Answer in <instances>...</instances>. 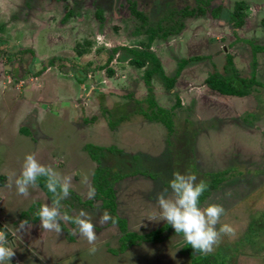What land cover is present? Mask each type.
<instances>
[{
    "label": "rangeland",
    "instance_id": "374dc122",
    "mask_svg": "<svg viewBox=\"0 0 264 264\" xmlns=\"http://www.w3.org/2000/svg\"><path fill=\"white\" fill-rule=\"evenodd\" d=\"M114 1L105 6L102 0H0V230L16 252L11 264H191L182 253V235L172 227L158 242L121 252L124 234L118 224L97 225L94 254L84 237L72 234L74 224L62 223L61 233L44 230L33 219L52 200L39 185L29 189V196L20 195L14 183L29 154L71 178L73 194L61 202V211L70 216L83 209L95 221L108 212L96 190L93 199L87 196L96 169L124 175L112 181L117 216L138 235L166 225L151 217L174 172L195 174L208 185L211 175L227 172L202 207L222 205L225 215L217 228L228 224L235 235L223 236L209 254L220 264H264V88L233 97L205 84L214 73L226 75L229 56L247 79L255 56L256 78L264 84V53L255 52L264 47V0L243 1L248 11L245 25L237 29L230 16L241 0L208 5L204 0H136L152 26L163 21L180 28L151 47L165 74L176 77L171 90L152 80L158 106L172 112L173 132L142 114L149 111L145 69L130 64L129 50L146 45L148 36L127 0ZM103 6L101 22L96 9ZM185 7L204 13L184 18ZM69 11L73 17L64 20ZM78 48L87 53L79 57ZM183 60L189 63L177 74ZM111 121H118L117 127ZM87 145L117 152H105L96 162Z\"/></svg>",
    "mask_w": 264,
    "mask_h": 264
},
{
    "label": "clouds",
    "instance_id": "9594fccd",
    "mask_svg": "<svg viewBox=\"0 0 264 264\" xmlns=\"http://www.w3.org/2000/svg\"><path fill=\"white\" fill-rule=\"evenodd\" d=\"M44 178L45 187L53 195L51 205L40 207L36 215L39 217L41 227L47 231L61 233V224H74L71 229L73 235H80L86 239L91 247L89 252L94 254L97 234L96 226L104 225L109 221L115 225L117 219L107 211L99 215L97 219L83 209L75 215H68L61 211L62 201L70 195L71 178L62 175L51 166L40 163L34 154L24 158L22 169L14 183L18 194L25 197L30 195L29 189L38 187V180ZM82 182L87 185L88 179L84 177ZM169 189L171 196H169ZM208 190V184L204 180L197 181L195 174H183L176 171L172 179L168 181V187L156 197L159 211L153 214L152 221H164L170 225L176 235H182L184 241L191 246L194 252L209 254L219 245L223 236H234L235 230L228 224H222L219 228L225 209L220 204H209L201 207V197ZM89 199L95 197V189L89 188ZM8 245L6 232L0 230V264H11L16 252Z\"/></svg>",
    "mask_w": 264,
    "mask_h": 264
},
{
    "label": "trees",
    "instance_id": "16d2710c",
    "mask_svg": "<svg viewBox=\"0 0 264 264\" xmlns=\"http://www.w3.org/2000/svg\"><path fill=\"white\" fill-rule=\"evenodd\" d=\"M213 0H205V4H210ZM246 5L244 3L237 4L235 7V10L232 14L231 20L234 21L235 27L240 28L244 25L245 16H246ZM196 11H200V13H204V10L202 8H199ZM196 11H188L183 10L181 11L180 15L181 17H192L196 16ZM135 15H138L141 17V15L136 12L135 9L132 11ZM72 14V13H70ZM69 14V16H70ZM214 16L217 17L218 12L214 11ZM144 22H146V19L144 17L141 18ZM175 29V32H179L180 28H172ZM172 29H169L166 31L158 28L157 30L149 27L146 28V32L150 34L148 38V43L145 46L146 49L144 50H129L131 54L130 64L138 69H145V82L148 87L149 95L147 98V102L149 105V111H143L142 114H144L149 119L161 122L163 123L167 129L170 132H173V120H172V112L168 111L164 108H160L155 100V96L153 94V87H152V80L155 77L158 79L168 90H171L174 88V85L176 83V77H168L165 72L163 71L162 65L158 57L150 51V44L154 41V39L157 36H161L162 38L166 39L168 34ZM142 30V29H141ZM141 30H138V34L141 33ZM1 42V41H0ZM87 46L90 47L91 44L87 43ZM264 51V47L262 48H255V52H262ZM77 55L79 57L85 55L87 53L86 49L82 50L80 48L76 49ZM116 50H114L113 53H115ZM2 56V51L0 50V57ZM114 54H111V56L108 58V62H111L113 59ZM196 60H200V57H196ZM232 57H228V64L226 67V75H221L218 73H214L210 75L206 81L205 84L213 91L225 95V96H236V97H246L251 94L252 89L256 87L264 88V84L258 82L256 78V57L254 56V60L252 63V77L250 78H243L238 75V72L236 68L234 67ZM192 61V60H191ZM189 63L188 60H183L179 63V70L177 71V74L181 72V70L187 66ZM104 68V67H101ZM114 71L110 70V74L113 75ZM81 83L82 80H79ZM254 90V89H253ZM118 121H111V125L113 128L117 127ZM88 152L91 155V158L96 161L100 162V157L105 156V152L110 153H116L117 149L110 147V148H101V147H95L94 145H87L86 146ZM141 174H145V172H138ZM227 172H218L215 175H211L212 179L210 182V185H208V190L204 192V194L201 197V207L203 206L204 202L207 200L211 192L217 190L226 180ZM112 176V177H111ZM124 175H117L113 174L106 168H98L94 172L93 175V184L94 188L96 190V197L99 198L102 201V209L108 210L110 214H113L116 216L117 224L124 234L123 237L120 239L121 246L120 251L124 252L129 247L134 246L138 243L142 242H158L160 241L161 237L160 235L167 231H170L171 226L170 225H164L163 227L159 228L158 230H155L149 234L146 235H138L136 233L128 231L127 228V221L125 219L120 218L117 216V203L115 199V192L112 188L113 182H118L123 178ZM125 177V176H124ZM111 178L113 180H111ZM3 178H0V185L3 184ZM38 185L41 189L44 190L46 195L53 201V195L47 190L45 187V180L44 178H40L38 180ZM70 194H73V192L70 191ZM78 199V197H76ZM88 207L93 206L92 201H87L84 203ZM36 206H39L37 204ZM35 207L31 206L29 211L24 212L22 214L23 217L27 216L30 211H33ZM34 221H38L39 217H35L33 219ZM72 239V238H71ZM182 253L187 255L191 261V264H220L215 257V255L212 254H202L199 252H194V250L191 248L190 245H188L186 242L183 243Z\"/></svg>",
    "mask_w": 264,
    "mask_h": 264
},
{
    "label": "flooded vegetation",
    "instance_id": "af4514ba",
    "mask_svg": "<svg viewBox=\"0 0 264 264\" xmlns=\"http://www.w3.org/2000/svg\"><path fill=\"white\" fill-rule=\"evenodd\" d=\"M63 1H67V0H63ZM84 1V0H83ZM106 1H108V2H110L111 0H102V4L103 5H107L106 4ZM112 1H114V0H112ZM205 1V0H204ZM203 0H202V2H204ZM214 1V0H213ZM212 1V2H213ZM244 0H241L240 2H238L237 4H240V3H244L245 5H246V7H247V3H245V2H243ZM114 2H116V1H114ZM127 2H128V4H129V11H130V13H131V15H133L135 18H137V19H139V20H141L142 22H143V28H149V27H151V28H153V29H155V30H157L158 28H161V29H163V30H165L166 31V29L167 30H169V29H171L173 26L169 23V26L167 27L166 25H164V22L163 21H159L158 22V24H156V25H154V26H152L151 24H149V20H148V18H147V16L144 14V12H142V11H140L139 9H138V2L139 1H136V0H127ZM211 2V3H212ZM79 3V0H76V4H78ZM236 4V5H237ZM105 6H103V8H101V9H96V16H97V19L98 20H100L101 22H103L104 21V9H105ZM186 8V7H185ZM133 9H135L136 10V12H138L140 15H141V17L140 16H138V15H135L132 11H133ZM184 10H188V11H190L189 10V8H186V9H184ZM247 11H248V8L246 9V14H247ZM70 13H72V14H70ZM213 13H214V11H213ZM69 14H70V16H69ZM232 14L233 13H231V16H230V18H232ZM71 17H73V12L72 11H69L66 15H65V17H64V20H67L68 18H71ZM142 17H144L145 19H146V22H144L141 18ZM192 17H194V16H192ZM192 17H186V18H192ZM231 20V19H230ZM232 21V23L234 24V26H235V23H234V21L233 20H231ZM244 21H245V19H244ZM244 25H245V23H244ZM243 25V26H244ZM242 26V27H243ZM242 27H240V28H242ZM166 28V29H165ZM236 28V27H235ZM237 29V28H236ZM139 30H141V29H139ZM136 32H138V29H137V31ZM174 32H175V29H172L171 31H170V33L168 34V36H167V38L166 39H164V38H162L161 36H157L155 39H154V41L153 42H155L157 39H160V40H168L169 39V37L170 36H172V35H174ZM145 33L147 34V42H146V45H147V43H148V38H149V36H150V34L148 33V32H146L145 31ZM138 34V33H137ZM140 35H142L141 33H139ZM139 36V35H138ZM152 42V43H153ZM152 43L150 44V51H151V47H152ZM145 44L144 45H142V46H140V49L139 48H135V49H139V50H144V49H146V46ZM134 48H132V49H130V50H135ZM114 51H112L111 52V54H114V56H115V53H113ZM262 53H264V51H262ZM259 54V53H258ZM113 56V57H114ZM253 60H254V57H253ZM256 71H257V68H256ZM222 96H225V95H222ZM249 96V95H248ZM234 97V96H233ZM247 97V96H246ZM0 229H1V226H0ZM151 233V232H150ZM149 234V233H148ZM7 236V235H6ZM131 247H133V246H131Z\"/></svg>",
    "mask_w": 264,
    "mask_h": 264
},
{
    "label": "crops",
    "instance_id": "0c3cea01",
    "mask_svg": "<svg viewBox=\"0 0 264 264\" xmlns=\"http://www.w3.org/2000/svg\"><path fill=\"white\" fill-rule=\"evenodd\" d=\"M25 129H26V128H24V129H23V128H21V129H20V131H23V130H25ZM27 136H28V135H27Z\"/></svg>",
    "mask_w": 264,
    "mask_h": 264
},
{
    "label": "water",
    "instance_id": "95a60500",
    "mask_svg": "<svg viewBox=\"0 0 264 264\" xmlns=\"http://www.w3.org/2000/svg\"><path fill=\"white\" fill-rule=\"evenodd\" d=\"M7 235V234H6Z\"/></svg>",
    "mask_w": 264,
    "mask_h": 264
}]
</instances>
